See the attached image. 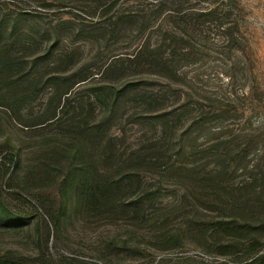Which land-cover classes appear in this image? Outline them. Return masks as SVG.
<instances>
[{"label": "rangeland", "instance_id": "374dc122", "mask_svg": "<svg viewBox=\"0 0 264 264\" xmlns=\"http://www.w3.org/2000/svg\"><path fill=\"white\" fill-rule=\"evenodd\" d=\"M109 3H114L111 12L99 0H0V56L10 51L23 57L16 68L17 77H9L3 65L9 63L0 62V264H236V258L224 246L238 236L225 227L210 228L205 221L216 218L246 222L253 216L264 218V179L256 182L258 194L252 190L236 196L214 192L207 197L200 190L192 191L194 179L188 169L222 166L225 160L188 159L178 152L182 147L190 151L209 141L233 140L232 147L241 152L245 149L247 156L238 164L237 182L245 178L246 167L250 171L256 167L255 174L264 173V0L187 2L201 9L225 3L232 11L230 25H237L235 37L239 40L234 50L227 48L220 53L207 43L210 50L205 56L182 69L195 76L194 87L201 91V96H231L234 112H220L199 129L186 120L170 132L161 112L142 111L135 97L117 101L111 90L100 89L121 88L135 81L146 86L145 82H149L145 74L122 77V73H117L110 79L98 78L75 87L69 98L70 115L58 123L53 118L60 114L59 107L65 102L61 94L67 86L46 82L44 73L54 72L48 69L50 63L35 66L29 61L25 65V53L32 51L33 58L44 50L35 45L31 50L25 49L26 36L44 38L48 23L51 27H63L68 31V39H62L63 42L96 55L95 60L104 64L111 56L130 51L139 43L128 40L137 33L139 25L125 32L128 39L121 33L117 37L110 34L114 47L107 46L101 32H85L75 39V33L94 27L95 23L104 22L108 28L110 15L131 5L128 0ZM110 35H106L107 39ZM161 42L162 38L153 35L154 46ZM180 65L177 63L176 68ZM29 71L38 76L25 79V72ZM155 84L166 90L186 85L166 77H159ZM231 92L236 95H230ZM89 96L97 99L101 117L116 111L118 119L111 131L122 142V156L116 163H105L103 148L94 147L88 140L81 141L71 126L75 99L86 101ZM170 102L176 103L177 99L172 97ZM166 133L173 146L170 152L176 154L174 168H148L144 158L152 155V144ZM75 148L81 150L84 160L95 167L98 175L115 180L125 178L126 189L118 197L116 213L93 216L69 203V193L62 190V182L73 165ZM131 157L135 159L131 161ZM155 189L159 193L148 207L155 205L157 213L152 221L158 227H141L134 203ZM190 201L199 208L192 213H188ZM207 205L211 207L206 210ZM63 209L65 214L58 217ZM259 237L264 242V228Z\"/></svg>", "mask_w": 264, "mask_h": 264}, {"label": "trees", "instance_id": "16d2710c", "mask_svg": "<svg viewBox=\"0 0 264 264\" xmlns=\"http://www.w3.org/2000/svg\"><path fill=\"white\" fill-rule=\"evenodd\" d=\"M110 1L99 0L100 4L104 3L108 12L113 11L114 3L110 4ZM128 2L131 5L110 15L112 17L108 28L104 26V22H100L93 24L94 27L82 28L78 33H75V39H80V36L85 32H101L106 38V43L108 42L107 46L114 47L115 40L111 35L117 37L121 33L123 38L128 39L125 32L139 25V29L136 27L137 33L133 35L132 39H128L131 42L139 41L136 47L125 53L111 56L104 64L95 60L96 55L86 54L79 46L63 42L62 39H68V31L63 27H51V24L48 23L47 28L49 29L46 30L44 38L37 40L26 36L25 49L31 50L35 45L36 47L40 46V50H44L40 56L33 58H31L32 51L25 53V65L29 61L35 66L50 63L48 69L50 68L54 72L44 73L46 82L56 81L67 86L66 91L61 94L65 97V102L59 107V116H55L53 120L60 123L70 115L69 98L75 87L86 85L98 78L110 79L117 73H122V77L145 74L148 75L149 82H145L146 86L135 81L124 84L121 88L109 86L100 89L111 90L110 94L117 101L130 96L135 97L142 111L161 112L160 117L170 132H175L186 120L191 126L196 125L199 129L207 126L220 112L224 114L234 112L236 107L231 96L228 98L201 96V91L194 87L195 76L182 69L190 61L194 62L199 56H205L206 51L210 50L206 46L207 43L220 53L227 48L234 50V47L239 43L235 37L237 25H230L232 11L226 4H213L209 5L207 9H201L195 4H187L189 0H128ZM53 33H55V37L51 38ZM107 34H111V38L107 39ZM153 35L162 38L161 45L154 46L151 43ZM126 39L123 41L126 42ZM43 44H45L44 48ZM94 60L100 65L95 64ZM2 61L9 63H3L9 77H17L16 68L19 63H22L23 57L8 51L4 56H0V62ZM14 63L16 64L14 65ZM177 63L181 65L176 68ZM71 69L76 70L72 73ZM36 75L32 71L25 72V79ZM159 77H166L168 81L179 79V82L184 81L186 85L166 90L155 84ZM230 95L236 94L231 92ZM172 97L177 99L176 103L170 102ZM94 99H91L90 96L86 101L84 98L75 99L76 106L73 107L74 111L72 110L70 118L71 126L81 141L88 140L94 147L103 148L105 163H116L122 156V142L118 135L111 131L112 127L116 126L118 119L115 117L116 111L101 117V114L97 112V99ZM183 99L184 101L181 102ZM168 129L165 132H168ZM232 143L233 140L209 141L201 144L200 147H192L190 151L186 147L179 149L178 154H183L188 159L217 158L225 160L224 165L212 168H207L206 165L193 169L186 167L194 179V184L190 186L193 192L200 190L207 197L214 192L226 196H236L252 190V193L258 194L255 191L256 188L259 189L256 182L264 179V173L255 174L256 167L252 171L246 167L245 178L242 182H237L240 171L238 164L241 159H247V156L245 149L241 152L233 148ZM152 146V155L144 158L148 168L159 171L174 168L173 157L176 154L170 152L173 146L167 140V133L156 140ZM72 157L73 165L62 182V190L69 193V203L74 209L84 208L93 216L116 213L119 204L118 197L126 189L123 182L125 178L115 180L109 179L107 175L103 177L98 175L95 167L84 160L79 148L73 150ZM132 159L135 158L131 157V161ZM157 193H159L158 190H151L147 192V195L136 199L134 203L138 209L141 227L143 224H152V228L158 227L157 223L154 224L152 221L157 213L154 209L155 205H152L151 208L148 207V203L157 196ZM260 195H262L261 191ZM210 207L207 205L205 209ZM188 208V213L199 209L193 201L189 202ZM64 214L65 209L60 212L58 217ZM205 222H207L206 226L213 229L218 230L221 227L231 229L238 236L233 237L229 241L230 243L224 246L227 253L236 258L234 259L236 264H264V242L259 237L261 229L264 228V218L253 216L246 222L214 218Z\"/></svg>", "mask_w": 264, "mask_h": 264}]
</instances>
